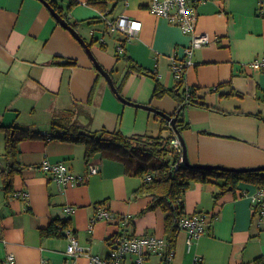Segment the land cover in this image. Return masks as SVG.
Instances as JSON below:
<instances>
[{
    "label": "crops",
    "instance_id": "0c3cea01",
    "mask_svg": "<svg viewBox=\"0 0 264 264\" xmlns=\"http://www.w3.org/2000/svg\"><path fill=\"white\" fill-rule=\"evenodd\" d=\"M88 1L77 0L68 8L70 0H59L122 96L173 114L178 101L153 93L156 80L167 88L178 86L172 57L184 58L191 35L153 13L150 0L111 1L107 17L125 14L142 21L124 54L150 71L144 73L118 52L123 35L108 31L103 12ZM197 10L198 32L213 40L195 51L194 64L184 76L182 89L196 88L205 104L185 110L189 127L182 135L188 158L194 165L264 166V69L249 64L264 55V5L261 0H208ZM67 58L77 63H59ZM68 112L92 131L171 132L172 122L114 93L83 44L42 0H0V264H9V253L15 254V264H43L44 259L65 264L70 239L49 232L61 220L69 222L85 249L103 257L111 250V238L122 230V216L132 217L136 234L166 238L164 211L142 214L152 196H135L145 175H132L122 161L102 154L87 158L83 143L49 139L53 120ZM16 125L36 135L18 142L13 159L6 154V138L9 127ZM45 160L64 162L76 175H85L89 163L100 171L86 182L60 186L41 169ZM225 181L217 177L193 182L184 194L186 214H206L210 222L192 247L189 233L178 231L176 264H194L196 257L204 264H264V218L254 212L251 199L259 186L242 180L236 189L217 196ZM101 206L116 217L93 222ZM160 261L159 255H152L146 264ZM76 262L92 264L87 255Z\"/></svg>",
    "mask_w": 264,
    "mask_h": 264
},
{
    "label": "trees",
    "instance_id": "16d2710c",
    "mask_svg": "<svg viewBox=\"0 0 264 264\" xmlns=\"http://www.w3.org/2000/svg\"><path fill=\"white\" fill-rule=\"evenodd\" d=\"M47 1L70 24L77 28L78 23L70 22L59 0ZM111 1L114 0H89L88 3L107 16L111 11L109 7ZM76 2L77 0H70L68 8ZM123 56L126 57L124 53ZM126 60L129 61L132 68L150 73L147 69L138 66L131 58L126 57ZM59 63L76 64L77 60L67 58L66 61H59ZM183 86L184 79L179 80V84L175 88H167L159 80H156L153 93L155 97H163L169 94L178 101V107L172 115L177 117L175 125L181 133L189 127V123L186 122L184 117L186 108L195 104L205 105L198 100L196 88L186 86L182 89ZM165 120L163 118V121ZM52 127L53 131L48 135L49 139H63L83 143L87 147V158L95 154H102L104 157L122 161L126 171L132 175L144 176L147 173L153 175L151 181H144V184L135 191V196L145 194L152 196L148 206L141 212L142 214L158 208L164 211L165 239L169 248H176L177 234L180 230L179 219L186 214L183 197L193 182H209L213 178L225 177L226 181L221 185L222 192L218 193L217 196L229 189H236L238 183L242 180L256 183L259 188H264V171L238 172L215 168L208 169L194 164L188 166L185 161L177 169H173L172 166L181 157V153H178L169 144L171 138L175 135L173 134L175 131L173 123L169 126L171 132L168 136L149 133L126 135L119 130L102 129L92 131L85 129L78 122L73 121V116L68 112L61 118H55ZM35 135V132L18 125L9 127L6 138L7 156L15 159L18 153V142L23 138ZM68 227H70L69 222L61 220L52 224L49 232L56 235H67L64 231Z\"/></svg>",
    "mask_w": 264,
    "mask_h": 264
},
{
    "label": "built area",
    "instance_id": "2783aa9c",
    "mask_svg": "<svg viewBox=\"0 0 264 264\" xmlns=\"http://www.w3.org/2000/svg\"><path fill=\"white\" fill-rule=\"evenodd\" d=\"M208 0H150L149 9L160 16L167 18L171 23L179 25L182 30L191 35L190 43L185 47V56L179 60L172 57L171 69L177 80L184 79L186 69L194 64L193 56L198 48L208 45L212 42V37L209 34L200 33L197 30L199 20L198 6ZM264 5V0H261ZM107 30L112 33H120L123 35V40L118 46V52L124 53L125 44L130 42L142 29V21L132 18L128 15L121 14L116 18H109L103 15ZM255 69H264V55L258 56L249 63ZM181 157L172 166L177 169L184 162L183 143L175 134L170 142ZM41 169L49 173L53 180L60 186L66 184H80L86 182L89 177L97 174L100 168L89 163L88 171L85 175L74 174L70 167L64 162H52L45 160L41 164ZM153 175L147 173L144 176V181H151ZM23 194H27L24 192ZM252 207L254 212L262 219L264 218V188H258L255 194L251 195ZM108 208L99 207L97 210L96 220L109 221L115 218ZM122 230L119 234L111 239V250L105 257L92 254L85 249L74 234L72 227L66 228L67 237L70 242L67 248V262L65 264H77L76 259L81 255H87L92 264H146L147 260L152 255H159L161 261L158 264H176L174 262L175 248H169L166 239L156 236L155 234H136L132 229V217L122 216ZM210 218L206 214L195 213L185 214L179 219L180 230H186L189 233L188 245L192 247L195 239L206 232V228ZM6 261L9 264H15V254L9 253ZM43 264H52L47 260H43ZM194 264H204L200 257H196Z\"/></svg>",
    "mask_w": 264,
    "mask_h": 264
},
{
    "label": "water",
    "instance_id": "95a60500",
    "mask_svg": "<svg viewBox=\"0 0 264 264\" xmlns=\"http://www.w3.org/2000/svg\"><path fill=\"white\" fill-rule=\"evenodd\" d=\"M52 11V13L54 14V16L58 19V21L65 26L66 28H68L75 36L76 38L83 44L87 54L91 57L92 61L94 62L95 66L98 68V70L102 73V75L104 77H106V79L108 80L112 90L114 91V93L124 102H128L137 106H141L147 109H150L158 114H160L161 116H163L164 118H166L167 120H169L170 122L173 123V126L175 128L176 133L178 134V136L180 137L182 143H183V147H184V161L188 166H191L192 163L190 162L189 158H188V154H187V149H186V145L185 142L183 140V135L182 133L177 130V127L175 125L176 123V116H173L172 114H168L165 113L163 111L157 110L156 108L152 107L151 105L148 104H136V103H132V101L125 99L122 94L120 93L119 89L117 88V86L115 85L109 71H107L106 69L103 68V66L98 62L97 58L95 57V55L92 52V48L89 45V43H87V41L85 40V38L79 33V31L72 25L70 24L59 12L56 11V9H54L47 0H42ZM197 166L203 167V168H215V169H220V170H227V171H238V172H247V171H264V166H260V167H253V168H244V169H236V168H230V167H226L223 165H210V164H197Z\"/></svg>",
    "mask_w": 264,
    "mask_h": 264
},
{
    "label": "rangeland",
    "instance_id": "374dc122",
    "mask_svg": "<svg viewBox=\"0 0 264 264\" xmlns=\"http://www.w3.org/2000/svg\"><path fill=\"white\" fill-rule=\"evenodd\" d=\"M183 91V90H182Z\"/></svg>",
    "mask_w": 264,
    "mask_h": 264
}]
</instances>
